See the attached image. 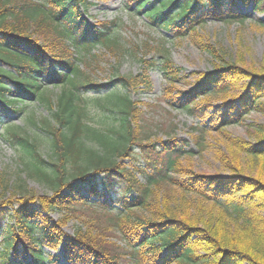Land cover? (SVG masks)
I'll return each instance as SVG.
<instances>
[{
  "label": "trees",
  "instance_id": "1",
  "mask_svg": "<svg viewBox=\"0 0 264 264\" xmlns=\"http://www.w3.org/2000/svg\"><path fill=\"white\" fill-rule=\"evenodd\" d=\"M83 1L0 0V124L11 117L10 112H21L23 104L35 101L47 105L53 120L46 119L43 127L48 154L23 126L14 121L2 125L1 135L17 150L21 173L26 177L20 176L19 184L13 186L16 201L7 196L10 189L0 180V264H58L59 256L51 251L60 249L74 263L126 264L103 235L107 231L110 236L111 225L126 239L136 264H264V125L257 128L254 141L229 139L230 152L244 154L249 163L259 166L254 175L235 166L226 176L195 173L179 159L188 145L183 140L142 144V134L137 131L141 112L128 91L150 89L148 70L160 62L170 81L167 93L171 96L174 80L183 75L182 70L164 49L156 61L139 58L143 63L139 74L117 75L114 83L95 84L88 77L80 78L83 74L77 57H73L75 52L89 54L98 44L114 51L118 41L112 33L118 26L116 21L99 27L90 23L81 13ZM203 1L125 0V5L175 36L199 35L197 27L208 17L229 15L244 20L238 0H229L228 7L225 0H210L208 7ZM240 1L244 7L252 4L264 12V0ZM45 81L61 87L55 102L42 91ZM241 83L243 94L228 101L223 112L210 113L198 102L201 94L225 92ZM82 89L107 90L104 99L95 100L103 111L98 122L89 115ZM263 98L264 72L226 61L204 74L195 89L172 96L169 103L207 117L223 129L244 121L253 110L264 114ZM30 122L35 125L33 117ZM134 144L144 150L152 148L147 153L153 157L158 176H151L149 184L168 180L183 194L212 200L220 216H212L202 225L191 212L179 216L172 209L155 211L148 186L118 162L120 157L131 156ZM168 171L178 175L170 176ZM119 177L128 183L120 182L124 191L116 199L113 187ZM27 178L48 186L52 193L32 192ZM132 188L139 194L127 195ZM94 197L100 198L95 204L104 213L96 218L94 227L102 229L98 233L76 229L74 236L66 235L60 227L63 220L54 222L47 214L94 205ZM115 204L124 209L117 210ZM138 210H149L151 217L137 214ZM199 249L204 254L197 253Z\"/></svg>",
  "mask_w": 264,
  "mask_h": 264
},
{
  "label": "rangeland",
  "instance_id": "2",
  "mask_svg": "<svg viewBox=\"0 0 264 264\" xmlns=\"http://www.w3.org/2000/svg\"><path fill=\"white\" fill-rule=\"evenodd\" d=\"M209 1H203L206 7ZM229 4V0H225L224 6L228 7ZM237 8L244 12L243 21L232 19L229 15H225L222 19L208 17L197 27L199 35L194 36L189 33L175 36L166 29L150 24L144 15L127 8L125 0H85L81 7L83 16L98 27L101 23L110 24L116 21L118 26H115L112 33L117 35L118 41L113 45L114 51H110L103 44H98L89 54L75 52L73 57H77L76 63L83 74L80 78L88 77L95 84L114 83L113 80L118 78L117 75L139 74L143 65L139 58L156 61L160 58V52L165 49L174 65L180 68L183 74L174 80L172 95L169 96L170 93H167L170 81L161 70L160 62L148 70L150 89L140 87L139 89L131 88L128 91L141 112V118L137 123L139 126L137 131L142 134L141 143L148 146L153 143L160 144L163 141L180 143L183 140L188 145L179 159L186 168H190L195 173L226 176L231 174L235 166L243 168L249 175H254L258 173L259 166L249 163L244 154L230 152L228 144L229 139L231 141L233 137L254 141L257 128L264 125L262 112L253 110L244 121L231 123L220 129L207 117L191 114L186 109L169 103L172 96H179L183 92L195 89L204 74L212 71L219 63L229 61L264 72V12L254 9L252 4L244 7L240 0H238ZM212 48L214 53L210 52ZM42 85L43 93L55 102L61 91L60 85L49 83V81L42 82ZM106 92L107 90L100 92L81 90V96L87 100L89 115L94 122L103 118V111L97 106L95 100L104 99ZM243 92L241 83L225 92L201 94L198 102L205 104L210 113L223 112L226 108L225 104L236 99ZM22 107L21 112H10L11 117L3 119L0 124V180L8 186V190L10 189L7 196L12 201H16L14 194H17L16 188L13 189L14 184H19L20 176L24 179L26 176L25 173H21L22 166L17 150L1 135L2 125L14 121L15 124L23 126L27 134L39 141L42 152L45 154L50 152L43 127H45L46 119L53 123L51 111L45 103L38 101L23 104ZM32 117L35 125L30 122ZM151 149L149 147L144 150L139 144H134L130 150L131 156L120 157L118 162L131 171L139 182L148 186L149 199L151 201L153 199L152 204L157 208L154 210L172 209L179 216L188 215L191 212L202 225L212 216L217 219L221 211L212 200H204L193 193L183 194L168 180L149 184L151 176L154 179L158 176L153 157L147 153L148 150L152 152ZM222 154H226L227 157H222ZM168 174L174 177L178 175L174 171H168ZM121 181L127 182L123 177L114 181L116 184L113 190L116 199L124 191L122 183L120 185ZM26 184L27 188L36 194L50 195L52 193V189L35 179L27 178ZM138 194L139 192L134 188L127 193L129 196ZM15 196L19 199V195ZM105 197L108 198L109 195L106 194ZM98 200H100L99 197H94L92 199L94 205L77 206L72 212L50 211L47 214L54 222L63 220L60 227L66 235L74 236L76 229L92 230L98 233L97 231L102 229L94 227L98 223L96 218L104 214L95 204ZM9 207L11 210L12 207ZM116 207L120 211L124 209L120 205ZM137 214L151 217L149 210H138ZM6 219L5 221H9ZM111 228L110 236L107 231L103 234L106 236L107 244L126 261V264H136V258L126 239L118 232L117 226L111 225ZM51 252L59 256L58 264H81L68 260L61 249ZM197 253L204 254V251L199 249Z\"/></svg>",
  "mask_w": 264,
  "mask_h": 264
}]
</instances>
